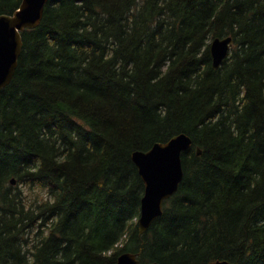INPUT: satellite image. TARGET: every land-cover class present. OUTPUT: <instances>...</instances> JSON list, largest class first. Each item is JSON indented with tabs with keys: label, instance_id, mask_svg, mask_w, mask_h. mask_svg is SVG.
Masks as SVG:
<instances>
[{
	"label": "trees",
	"instance_id": "1",
	"mask_svg": "<svg viewBox=\"0 0 264 264\" xmlns=\"http://www.w3.org/2000/svg\"><path fill=\"white\" fill-rule=\"evenodd\" d=\"M22 35L0 90V264H264V0H50ZM179 133L183 181L141 233L132 154Z\"/></svg>",
	"mask_w": 264,
	"mask_h": 264
},
{
	"label": "water",
	"instance_id": "2",
	"mask_svg": "<svg viewBox=\"0 0 264 264\" xmlns=\"http://www.w3.org/2000/svg\"><path fill=\"white\" fill-rule=\"evenodd\" d=\"M50 0H22L12 14H0V90L7 87L19 65L24 48L22 33L33 29L43 20L46 5ZM234 37H215L209 45L213 67L218 69L231 53ZM193 139L187 133H179L166 142H157L148 150L133 152L132 159L145 184L141 200L139 230L145 233L156 219L162 216L165 201L171 198L184 178L183 153L190 149ZM200 155L202 150L198 148ZM15 183V180H12ZM117 264H142L136 253L124 252ZM145 264H161L149 262ZM209 264H233L228 260L211 261Z\"/></svg>",
	"mask_w": 264,
	"mask_h": 264
}]
</instances>
